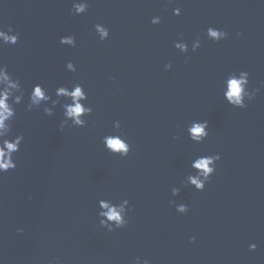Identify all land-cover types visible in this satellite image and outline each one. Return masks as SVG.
Returning <instances> with one entry per match:
<instances>
[{"label": "water", "instance_id": "95a60500", "mask_svg": "<svg viewBox=\"0 0 264 264\" xmlns=\"http://www.w3.org/2000/svg\"><path fill=\"white\" fill-rule=\"evenodd\" d=\"M210 26L228 36L214 41ZM0 32L17 36L0 37V65L24 91L16 167L0 171V264H264V0H0ZM241 70L245 108L225 96ZM35 83L59 100L52 115L25 110ZM75 84L92 112L61 129L69 101L55 89ZM206 120L208 136L191 140L192 122ZM111 135L129 143L126 157L105 148ZM217 153L197 190L191 161ZM124 199L128 223L108 231L99 221L116 222L98 201L127 209Z\"/></svg>", "mask_w": 264, "mask_h": 264}, {"label": "clouds", "instance_id": "9594fccd", "mask_svg": "<svg viewBox=\"0 0 264 264\" xmlns=\"http://www.w3.org/2000/svg\"><path fill=\"white\" fill-rule=\"evenodd\" d=\"M85 4H74L75 11L77 13H84L86 10ZM180 8L177 7L173 9L175 15L180 14ZM158 23L160 22V18L156 17ZM152 23L158 24L155 21ZM97 30L100 32L101 39L104 40L109 36V31L106 27L101 26L99 24L95 25ZM206 34L209 38H213L214 41H220L228 36V33L224 30L208 27L206 30ZM237 35H240L237 33ZM0 37H3L5 42L15 43L17 40L16 35H8L4 32H0ZM195 40L199 41V37ZM60 43H69L72 47L76 46V40L73 35H64L60 37ZM187 43H183L181 45H177V47L182 48L184 51H187L186 47ZM197 48L194 46L193 51ZM67 69L73 72L76 71L75 65L68 61ZM172 67L171 63L165 65V69H170ZM249 83V73L247 71H239V73H232L229 75L227 80L228 89L225 93L226 100L229 104L234 107L245 108L247 104L244 102V98L248 95L246 90V86ZM68 87L64 85H60L55 89V95L58 98H64L66 102L62 105L64 110L63 115L64 119L60 123L61 129L66 125V117H72L74 119L75 126H84L86 122L79 119L82 114L91 113L92 107L82 106L80 99L87 100V93L84 88L80 84H75L72 86V91L69 92ZM259 88H255L252 90V95L248 98V100L253 99L257 92H259ZM24 97V91L21 86V82L19 78H13L10 72L7 69L6 65H0V171L6 172L10 169H14L16 167V161L13 159L14 153L18 152L20 149L21 142L23 141L22 134H16L14 136H10L12 129V121L16 115L15 105L20 104ZM51 102V106H49L48 102ZM59 103L58 99H52V96L48 93V91L44 88L40 83H35L32 85L31 91L28 93V101L26 104V111H31L33 108H39L43 104V111L47 115H52L54 111V106ZM208 128V121L201 123L198 121H193L189 131L192 133L190 137L191 140L195 142H202L207 136L208 131H205V128ZM107 150H110L113 154H118L121 157H126L129 152L131 146L125 140L120 138L119 135H111L106 137V142L104 144ZM220 159V155L217 153L215 155H202L198 156L194 160L191 161V167L194 169L202 170V174L204 176V180L201 181L199 179H192L191 183L196 186L197 190H203L205 187V183L209 180L210 176L215 172V164L216 161ZM212 164V167L209 165ZM180 190L177 188L172 189V194L175 196L178 194ZM125 203H127L128 207L125 209L123 206L118 205L117 203H105L104 201H98V205L102 209H106L107 211H99L98 215L106 216L108 221H115V225H108L104 220H100L99 223L102 227L108 229V231H113L115 228H121L125 226L128 221L126 219V215L129 208V201L124 199ZM176 210L180 213H186L188 211V207L186 204L176 205ZM18 231H23V229H18ZM195 239L194 237L192 238ZM250 250H254V247H249ZM140 258L137 257V260ZM144 264H150L148 260H144Z\"/></svg>", "mask_w": 264, "mask_h": 264}]
</instances>
